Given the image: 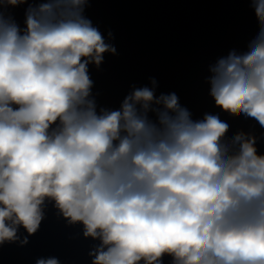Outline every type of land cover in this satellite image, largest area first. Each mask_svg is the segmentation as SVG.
I'll return each instance as SVG.
<instances>
[{
    "label": "clouds",
    "instance_id": "9594fccd",
    "mask_svg": "<svg viewBox=\"0 0 264 264\" xmlns=\"http://www.w3.org/2000/svg\"><path fill=\"white\" fill-rule=\"evenodd\" d=\"M28 4L21 29L4 9ZM88 0H0V245L26 244L46 202L84 237L92 264H264V154L175 93L136 88L97 110L89 64L116 49ZM257 35L211 65L216 107L264 130V0ZM111 35V33H109ZM155 113L156 120L149 118ZM36 264H60L55 257Z\"/></svg>",
    "mask_w": 264,
    "mask_h": 264
}]
</instances>
